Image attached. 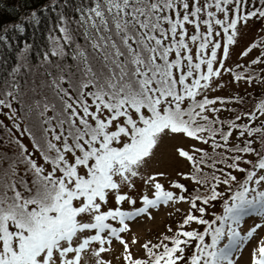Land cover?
Listing matches in <instances>:
<instances>
[{
  "label": "snow or ice",
  "instance_id": "obj_1",
  "mask_svg": "<svg viewBox=\"0 0 264 264\" xmlns=\"http://www.w3.org/2000/svg\"><path fill=\"white\" fill-rule=\"evenodd\" d=\"M69 7L49 0L40 10L56 13L48 47L34 64L26 46L0 84V115L15 129L0 121V264H241L249 247L248 264H264V99L226 122L220 113L245 99L211 97L225 74L264 86V68L258 77L227 64L250 23L264 22V0H80L75 15ZM27 22L40 24L37 11ZM254 50L250 67L264 65V37L240 56ZM175 139L192 142L175 153L191 165L178 175L194 194L179 181L166 190V174L147 171ZM138 182L151 197L132 198ZM180 203L189 204L182 222L156 243L131 235L130 222ZM216 204L222 212L205 218Z\"/></svg>",
  "mask_w": 264,
  "mask_h": 264
},
{
  "label": "trees",
  "instance_id": "obj_2",
  "mask_svg": "<svg viewBox=\"0 0 264 264\" xmlns=\"http://www.w3.org/2000/svg\"><path fill=\"white\" fill-rule=\"evenodd\" d=\"M80 0H70V7L65 9L69 14L75 15L72 13V8L78 4ZM49 4V0H0V33H3L5 36L6 42H0V84H2L6 79H8L11 69L16 66L18 58L21 52L24 51L26 46H31V57L32 62L34 64H38L42 52L48 47V32L51 26L55 23L56 13L47 9L46 11H40L41 9H46V6ZM32 11H37L38 16L40 17V24L34 25L27 22V18L30 16ZM23 24L24 32L20 33L15 30L14 25ZM264 27V26H263ZM7 28L8 31L4 32V29ZM261 37H264V34L258 37L255 41H258ZM251 62L247 66H242L240 69L236 70L241 75L245 73L255 71V74L260 76V68H264V65L259 66H251ZM235 71V69H234ZM24 79H28L27 77L21 79V84L24 83ZM251 90L245 91L241 94H233L232 96L224 97H243L246 101V104L243 106H237L234 104H229L228 107L233 108L234 112L223 111L220 113V118L225 120L226 122L231 120L234 117L235 112H246L251 108L254 104L258 103L260 99H264V86H262L259 81L254 84H251ZM14 107H19L18 105H14ZM5 112L8 110L5 109ZM4 115H0V121L3 122L4 125L7 126L8 129H12L15 132L13 124L8 119H3ZM9 121V122H8ZM242 121H238L241 123ZM23 127V126H22ZM6 135V129L0 128V136ZM17 137L20 138L21 142L29 149L32 150V144L28 136H20V134H16ZM25 138L28 142L27 144L22 140ZM236 143L235 139L232 141ZM209 152L211 149L208 146H205ZM38 155V153H37ZM252 159V157H248ZM187 162V161H186ZM188 169L191 168V165L187 162ZM243 167H249L248 165H242ZM204 171H209V169L205 168ZM188 174V173H187ZM239 177H243V174H238ZM176 181L185 184L189 193H193L197 186L194 185L193 182L189 180H185L180 178ZM199 191L201 193L204 192L203 188H200ZM189 209V204L186 203ZM187 209V210H188ZM215 209V210H214ZM214 210L213 212H211ZM187 211H179L178 219L176 220L173 229H176L180 222H182V218L186 214ZM222 212L221 204H216L215 207L209 208L208 213L206 214L207 219L211 220L214 218V215H218ZM198 215V213H197ZM171 227V226H169ZM191 227L198 228L200 231L203 230L202 226L192 225ZM190 230V229H189ZM167 230L163 231L153 243L158 241V238L162 237L166 234ZM170 235V233H169ZM206 241L210 242V238H206ZM189 254L191 253V249L188 250Z\"/></svg>",
  "mask_w": 264,
  "mask_h": 264
},
{
  "label": "rangeland",
  "instance_id": "obj_3",
  "mask_svg": "<svg viewBox=\"0 0 264 264\" xmlns=\"http://www.w3.org/2000/svg\"><path fill=\"white\" fill-rule=\"evenodd\" d=\"M264 22H253L250 23L247 29H245L244 36L240 39L239 47H235L232 51L231 59L227 61V64L233 68L238 70L236 65L247 66L251 62V60L258 55L257 51H253L249 57L240 56V52L250 43L254 42L258 37L264 34V31L261 29L264 28ZM191 31V30H190ZM237 72V71H236ZM223 85L222 88H218L216 91L211 93V97H228L233 94H241L245 91L251 90V85L245 84L243 81L235 82L229 74H225L223 79L220 81ZM3 119H7L6 116H3ZM9 122V121H8ZM27 144V141L24 140ZM192 142L189 140H171L168 141L162 148L159 159L154 162L149 169L147 170L151 174H155L157 172H164L166 175L164 177H159L158 180L162 183L166 190L171 189V182L180 179L181 177L178 175L183 172L187 174L189 172L188 165L186 160L183 158L177 159L175 148L176 147H185L186 149ZM198 147H205L206 145L196 144ZM138 191L131 193L132 198L136 199L138 195L148 194L151 197V190L148 187H141V182L137 184ZM137 207L141 206L139 201L136 205ZM112 207H115L113 204ZM125 210H129V205L125 204L122 206ZM179 208L181 211H187L188 206L186 203H180L171 206H161V208L157 210H151L152 216L154 219L142 218L137 221L130 222L131 235H134L139 238L141 243L146 241L155 240L163 231L167 230L169 226L173 227L176 220L178 219L179 212L176 209ZM215 210V209H214ZM212 210L211 212H213ZM253 224V219L249 218L244 225L245 228L251 226ZM137 252L138 256H143V252L137 249H134ZM251 248L249 247L243 254V259L241 264H248L249 261V252ZM117 252H119V248L117 247ZM115 264V262H114Z\"/></svg>",
  "mask_w": 264,
  "mask_h": 264
}]
</instances>
